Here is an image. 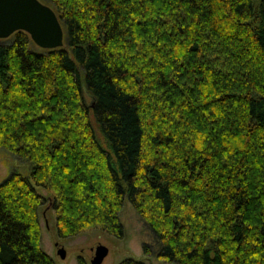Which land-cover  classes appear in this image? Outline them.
Returning <instances> with one entry per match:
<instances>
[{
  "label": "trees",
  "instance_id": "obj_1",
  "mask_svg": "<svg viewBox=\"0 0 264 264\" xmlns=\"http://www.w3.org/2000/svg\"><path fill=\"white\" fill-rule=\"evenodd\" d=\"M41 1L63 48L0 40V148L32 164L0 184V264H55L36 186L60 238H124L129 202L160 260L264 264V0Z\"/></svg>",
  "mask_w": 264,
  "mask_h": 264
},
{
  "label": "rangeland",
  "instance_id": "obj_2",
  "mask_svg": "<svg viewBox=\"0 0 264 264\" xmlns=\"http://www.w3.org/2000/svg\"><path fill=\"white\" fill-rule=\"evenodd\" d=\"M36 50H41L36 47ZM90 103L91 100L88 99ZM99 137L100 134L98 132ZM31 162L18 158L5 148H0V184L4 182L14 171L30 177ZM34 184V182H33ZM39 193L45 199L39 213L41 225V248L55 262V264H92L88 256L83 253L84 249L100 247L101 264H119L127 259L144 261L146 264H174L157 257L158 244L155 236L147 223L139 216L132 205L126 202L120 219L125 227V236L119 239L102 230L101 227L87 229L79 235L71 238H60L56 230L57 214L53 208L54 194L47 189L36 186ZM151 246L153 254L145 256L143 247ZM63 245L66 252L61 257L57 253V246Z\"/></svg>",
  "mask_w": 264,
  "mask_h": 264
},
{
  "label": "water",
  "instance_id": "obj_3",
  "mask_svg": "<svg viewBox=\"0 0 264 264\" xmlns=\"http://www.w3.org/2000/svg\"><path fill=\"white\" fill-rule=\"evenodd\" d=\"M28 33L40 49L54 50L65 45V32L56 12L41 0H0V40L14 33ZM63 245L57 246L59 256H65ZM92 264H101L99 245L83 250Z\"/></svg>",
  "mask_w": 264,
  "mask_h": 264
}]
</instances>
